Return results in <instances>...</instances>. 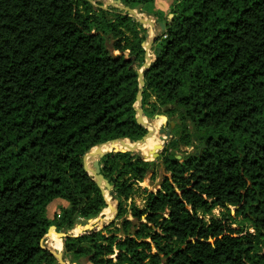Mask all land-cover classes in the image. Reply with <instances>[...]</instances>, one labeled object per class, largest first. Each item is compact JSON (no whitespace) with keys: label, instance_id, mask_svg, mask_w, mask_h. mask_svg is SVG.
I'll list each match as a JSON object with an SVG mask.
<instances>
[{"label":"trees","instance_id":"16d2710c","mask_svg":"<svg viewBox=\"0 0 264 264\" xmlns=\"http://www.w3.org/2000/svg\"><path fill=\"white\" fill-rule=\"evenodd\" d=\"M120 1L151 12L155 0ZM171 14L155 13L166 28L143 111L176 117L173 139L156 160H100L117 214L63 241L72 264H264V0H174ZM146 34L90 0H0V264H59L42 247L51 228L108 208L83 157L147 134L135 111ZM160 163V188L142 189ZM136 191L143 208L127 204ZM57 199L68 206L50 219Z\"/></svg>","mask_w":264,"mask_h":264},{"label":"water","instance_id":"95a60500","mask_svg":"<svg viewBox=\"0 0 264 264\" xmlns=\"http://www.w3.org/2000/svg\"><path fill=\"white\" fill-rule=\"evenodd\" d=\"M98 0H90V2L95 5L96 7H100L103 10H109V8H116L120 12L127 13L130 17L135 19L137 22H139L146 30L148 29L147 26H151L154 28L155 23L153 22L152 18H156L154 13L147 12L144 9V6L138 5L136 8H131L129 6H124L120 0H111L107 5L105 6H99L96 4ZM146 14L148 16L147 19L142 18ZM173 18V15H171V19ZM158 27L161 31H165V24L163 22H159L158 19H156ZM146 37H150V32L147 30ZM157 37H154V40L152 42H148L143 45L144 50L146 52L145 54V63L143 64V67L138 70V83H139V91L136 97V108L135 111L137 113V123L143 127H145L148 132L144 136L143 139L138 140L136 142H132L129 139H115L111 140L105 143H102L95 148H93L91 151H89L84 157H83V164L85 171L90 175V177L96 182L97 186L101 189L110 213L112 214V217L110 219H106L104 210L97 218L89 220V222L84 226H76L75 228L80 227V231L78 233H74L73 230H66L63 229L60 232L56 230V228H51L49 233L46 235L50 236L53 233H55L58 238H60L62 241H64L67 238L72 237H78L83 234L91 233L93 231H99L101 230L105 225L110 224L114 221L115 216L117 214V207L114 204L115 195L113 192V186L110 184L109 180L106 179V177L102 173V167L100 160L108 153L116 152V153H135L138 151L137 149L140 146H143L149 138L154 136L156 133L160 134V138L162 139L163 144L168 143L170 140L173 139V136L170 132L167 131V127L170 125L172 129L175 128V123L170 122L169 118L165 115H157L153 120L158 119L162 121V127L156 128V125L154 123H151L148 121V119L144 116L143 111V95H144V89L146 86L145 81V72L150 68L152 63L155 59H157L158 54L161 52L160 48H157L158 54L155 55L154 59H152V56L149 53V50L153 46L154 41ZM123 54L116 52L112 50V56L115 58L121 57ZM126 61H130L131 58L126 56ZM151 127V129L149 128ZM132 144V145H131ZM162 150L164 149V146L160 147ZM150 155L154 154V151L149 152ZM160 156V155H159ZM159 156H157L154 160H156ZM91 158H95L92 167L89 165V160ZM146 161H148L146 158H143ZM48 242L43 243L42 247L44 249H47L50 251V253L57 259L59 264H68L64 258V250L62 252L55 251L50 249L48 246Z\"/></svg>","mask_w":264,"mask_h":264},{"label":"rangeland","instance_id":"374dc122","mask_svg":"<svg viewBox=\"0 0 264 264\" xmlns=\"http://www.w3.org/2000/svg\"><path fill=\"white\" fill-rule=\"evenodd\" d=\"M99 2L103 3L105 5H107L111 0H98ZM173 1L174 0H155L154 1V4H151L150 6L148 5V8L149 10L151 11V13H156V12H161L165 15V17L168 19V20H171V6L173 4ZM142 18L144 19H147L148 16L146 14H144L143 16H141ZM157 18H152L153 22L155 23V26L154 28H152L151 26H147V30L148 32H150V37L147 38V42H152L154 40V37H157L159 36L162 31L160 30V28L158 27V24L156 21ZM155 41L153 43V46L151 47V49L149 50V53L150 55L152 56V59H154L155 57ZM156 117V116H155ZM148 121L151 122V123H158V119H155V120H152V119H149L148 118ZM174 122V121H177V118L175 117L173 120H170V122ZM175 123V122H174ZM159 127H162V124L159 125ZM167 131L171 133V129L170 127L168 126L167 127ZM158 136H160L159 133H157ZM160 141L162 142V139L160 138ZM153 150L154 151V154L153 155H150L149 152H151L150 150H148L146 152V154H144V156L142 155V152L141 151H136L135 155H140L141 157L143 158H146L147 160H151V159H155L157 156L160 155V153L163 151L160 147L161 146H165V144H163V142L159 145L156 146V143L153 141ZM182 150H186L185 148H182ZM95 158H91L89 160V165L90 167H92L93 165V162H94ZM165 175V170H164V167L163 165L160 163L158 164V167H157V174H154L153 172H151L147 177L146 179L144 180L143 183L140 184V186L142 187V189H146V190H149V191H153V192H156L159 188H160V183L163 179V176ZM144 199H145V194L142 192V191H136L134 192V195L130 198V200L127 202V204H131L132 202H135L137 204V206L143 208L144 206ZM114 204L116 205V201H114ZM216 216H219V212L216 211L215 213ZM54 217V216H53ZM105 217L106 219H109L108 217H112V214L110 212L108 213H105ZM207 220L210 218V216H207L206 217ZM79 225L80 227H84L85 224L87 223V221L85 220H79ZM80 227L78 228H75L73 230L74 233H78L80 231ZM251 231L253 232V229L251 228ZM49 241H50V236H47L45 238V240H43V243L45 242H48V247H49ZM58 242H59V246H62V250H60V252H62L64 250V243L61 239H58ZM50 248V247H49ZM51 249V248H50ZM58 251V250H57ZM68 264H72L70 261H66ZM81 263L82 264H91L89 263L86 259H82L81 260Z\"/></svg>","mask_w":264,"mask_h":264},{"label":"bare ground","instance_id":"6f19581e","mask_svg":"<svg viewBox=\"0 0 264 264\" xmlns=\"http://www.w3.org/2000/svg\"><path fill=\"white\" fill-rule=\"evenodd\" d=\"M161 123H162V121L159 120L158 123L155 124L157 129L159 128V125H160ZM149 128L151 129V127H149ZM152 141H154V142L156 143V146L162 143V142L160 141V136H158L157 133H156L154 136H152L151 138H149L148 141H147L146 143H149V142H152ZM131 145H132V144H131ZM145 149H146V148H144V146H140L137 150L141 151V152H142V155L144 156V154H146V152H145L146 150H145ZM152 150H153V146L150 148V151H152ZM108 212H110V211H109V209L107 208V209L104 211V214H105V213H108ZM108 218L110 219L111 217H108ZM50 236H51V235H50ZM53 236L58 237L56 234H53ZM58 239H60V238H58ZM60 250H62V246H59V245H58V251H60Z\"/></svg>","mask_w":264,"mask_h":264},{"label":"crops","instance_id":"0c3cea01","mask_svg":"<svg viewBox=\"0 0 264 264\" xmlns=\"http://www.w3.org/2000/svg\"><path fill=\"white\" fill-rule=\"evenodd\" d=\"M68 206V202L61 200V199H57L54 202H52L49 207H48V217L50 219L53 218V216L58 213L60 211V209L62 207H67Z\"/></svg>","mask_w":264,"mask_h":264}]
</instances>
